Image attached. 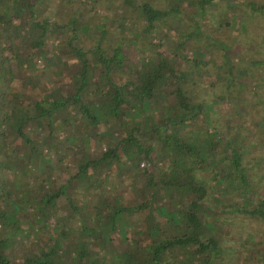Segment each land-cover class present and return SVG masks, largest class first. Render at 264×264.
Here are the masks:
<instances>
[{
	"label": "trees",
	"instance_id": "16d2710c",
	"mask_svg": "<svg viewBox=\"0 0 264 264\" xmlns=\"http://www.w3.org/2000/svg\"><path fill=\"white\" fill-rule=\"evenodd\" d=\"M263 180L264 0H0V264H264Z\"/></svg>",
	"mask_w": 264,
	"mask_h": 264
},
{
	"label": "rangeland",
	"instance_id": "374dc122",
	"mask_svg": "<svg viewBox=\"0 0 264 264\" xmlns=\"http://www.w3.org/2000/svg\"><path fill=\"white\" fill-rule=\"evenodd\" d=\"M102 5L103 6L100 9H98L95 13H92L91 14V16H90L91 23L98 21V19H99L100 16L106 15L105 14L106 11L104 10V6H108V3L107 2H103ZM110 8H112V10H113V6L110 7ZM107 15H109V14H107ZM23 34H25V32H21L20 36L23 35ZM170 35L172 37L174 36V34H173L172 31L170 32ZM23 42H21L20 40H18V42H17V43H19L18 46H21ZM27 61H29V59L23 58L21 60V63H22L21 66H20L21 71H18L19 73L17 74L16 80H15L17 83H15V85H13L10 88V95H12V94L13 95L14 94H18V95H21L22 96L21 99L16 100V104L17 105H20L22 107H26V108H28V106H30L32 104V102L35 100V97L37 96V92H39V89L41 87V80L39 78L37 80L33 81L31 84H25L24 77L28 76V74H27L28 72H26V70H25L27 68V64H26ZM34 65H35V67L38 70H43L44 63L42 62L41 59L34 61ZM77 65H78V63H75L74 62L70 67L63 68L62 71L66 75V76L65 75L64 76L67 77V75H70V73L72 72V70L74 69V67H77ZM51 80H52L51 74L49 72H43V81L49 82ZM59 81H60L59 83H61V84L62 83H64V84L65 83H68V80L67 79H60ZM99 148L100 147L95 146L94 147V150L97 151V150H99ZM62 165H63V163H62ZM144 165H145V167L143 165L141 166V168H140L141 171L148 170V164L145 162ZM67 166H70V164L67 163L64 167H67ZM258 174H260V171H259ZM144 176L145 175H143V177ZM59 179L60 178H59V174H58L57 175V178L55 177V181L59 182ZM263 184H264V182H263ZM132 190H134V187L133 188H130L129 187L128 189L122 191L123 192V196L125 197V200L124 201L126 202V205H131L132 202H133L132 199H131V196H132L131 191ZM141 214L144 215V217L149 216V212L146 213V214H144V213H141ZM154 216H155L156 221L159 222V224L161 226V229H162V234L164 236H171L173 234H176L175 230H173L171 228V223L170 222L166 221L164 218H161L159 216H156L155 213H154ZM227 222H230L229 223V225H230L229 228L230 229H233L236 233L238 231H242V232L244 231L245 232L247 229L251 228L252 225L254 224L252 222V220L248 219L245 216H235V217L231 218V220H228ZM143 231H144V227L143 226H141L140 228H138L139 234L142 233ZM129 234H131V233L129 232ZM116 237H115L114 244H115V246H116V248L118 250L122 251L123 249L120 246L121 245V242L119 240H117L118 238H116Z\"/></svg>",
	"mask_w": 264,
	"mask_h": 264
}]
</instances>
